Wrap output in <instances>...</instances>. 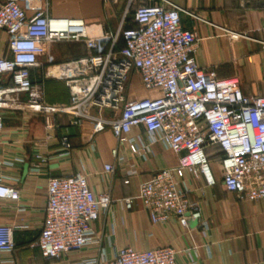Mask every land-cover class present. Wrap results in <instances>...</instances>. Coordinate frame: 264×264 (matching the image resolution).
I'll return each instance as SVG.
<instances>
[{"label":"built area","instance_id":"2783aa9c","mask_svg":"<svg viewBox=\"0 0 264 264\" xmlns=\"http://www.w3.org/2000/svg\"><path fill=\"white\" fill-rule=\"evenodd\" d=\"M126 10L132 13L133 25L124 27L121 20L114 34L104 32L95 38L81 18L50 17L47 0L32 15L18 0H0V30L8 36L10 52V56L0 55V108L66 114L71 125L91 121L96 131L109 128L117 142L111 153L119 159H124L120 152L127 147L145 160L153 155L156 144L178 154L175 166L156 170L140 183L138 199L153 224L174 220L188 227L194 220L208 232L200 204L190 199L192 188L185 173L194 178L202 175L208 185L214 184L207 152L215 146L224 188L241 199L264 201V95H245L236 78H220L214 69L196 64V33L182 28L179 6L126 0ZM119 38L122 46L116 49ZM62 41L83 42L86 52L52 68L65 81L69 101L48 104L41 81L31 78V69L40 65V55L49 57L50 44ZM102 42L109 43L106 51H101ZM131 73L144 89L156 94L129 99L126 89ZM22 93L27 94L25 100ZM138 126L144 127L146 138L130 135ZM46 127L54 129V120L49 118ZM18 133L26 135L27 129L21 127ZM59 145L58 156L68 159L71 143L66 134L60 135ZM33 157L30 170L39 173L50 156L38 148ZM103 170L110 174L114 166L106 163ZM135 173L132 165L124 183ZM46 194L36 240L43 258L60 259L90 250V255L71 259L77 264H178L179 250L169 245L146 250L125 246L109 256L94 224L115 201L108 192L95 193L82 171L49 177ZM0 200H20L19 189L6 183L1 173ZM119 203L131 209L133 198ZM27 228V224H0V264H16L13 257L2 254L15 249L13 231Z\"/></svg>","mask_w":264,"mask_h":264},{"label":"crops","instance_id":"0c3cea01","mask_svg":"<svg viewBox=\"0 0 264 264\" xmlns=\"http://www.w3.org/2000/svg\"><path fill=\"white\" fill-rule=\"evenodd\" d=\"M18 2L28 15H32L43 0ZM99 2V15L85 16L72 0H47V12L50 17L83 19L88 34L95 38H100L104 32L114 34L121 20L124 27L131 26L128 15L132 13L126 10V0ZM167 2L182 9V28L196 33L194 57L199 67L214 69L220 78H236L245 95H264V9L261 0H144L145 4L166 5ZM7 40V34L0 30V55L10 56ZM118 44L122 46L121 39ZM108 45L102 42L101 51H106ZM85 52L83 42L62 41L48 46L49 57H38L40 65L31 69V78L41 81L48 104L69 101L65 81L54 74L52 68L81 57ZM155 94L142 87L136 74H130L126 89L129 99ZM21 98L25 100L27 94L22 93ZM0 113L4 120V129L0 131V173L6 183L13 184L20 192L18 203L0 200V224L28 225L27 229L13 231L15 249L10 254H2L3 258L13 257L16 264H77L71 257L92 254L89 250L47 260L36 245L41 210L47 201L48 178L82 171L95 193L108 192L115 201L94 224L109 256L114 249L125 246L146 250L169 245L179 250L178 264H264V201L241 199L224 188L217 147L211 146L207 152L214 184L208 185L202 175L194 178L185 173L192 188L190 199L200 204L202 218L208 223V232L204 233L194 220H190L188 227L174 220L151 223L138 199L140 183L156 170L175 166L178 154L156 144L153 155L145 160L132 154L127 147L120 152L124 159H119L120 156L114 157L111 153L117 144L112 131L109 128L96 131L91 121L71 125L69 115H48L30 109L0 108ZM49 118L56 124L54 129L46 127ZM21 127L27 129L26 135L18 133ZM61 134H66L71 143L68 159L58 156ZM130 135L146 138L143 126L133 128ZM38 148L50 157L43 169L34 173L30 169L34 163L33 153ZM18 157L24 160H15ZM106 163L114 166V172H104ZM132 165L136 173L124 183L125 174ZM125 197L133 198L131 209L120 205L119 201Z\"/></svg>","mask_w":264,"mask_h":264},{"label":"rangeland","instance_id":"374dc122","mask_svg":"<svg viewBox=\"0 0 264 264\" xmlns=\"http://www.w3.org/2000/svg\"><path fill=\"white\" fill-rule=\"evenodd\" d=\"M77 4V6L80 8L81 12L86 15H99L101 12V6L99 0H72ZM101 14V13H100ZM128 18L130 19L131 16L128 15ZM120 38L118 39L116 46L119 45ZM121 46L119 45L118 48ZM136 92H138V89H134Z\"/></svg>","mask_w":264,"mask_h":264},{"label":"trees","instance_id":"16d2710c","mask_svg":"<svg viewBox=\"0 0 264 264\" xmlns=\"http://www.w3.org/2000/svg\"><path fill=\"white\" fill-rule=\"evenodd\" d=\"M130 21L132 22V20H131V18H130ZM131 25H133V23H131ZM129 27V26H128ZM219 151V150H218ZM219 154H220V152H219ZM220 156V155H219Z\"/></svg>","mask_w":264,"mask_h":264}]
</instances>
